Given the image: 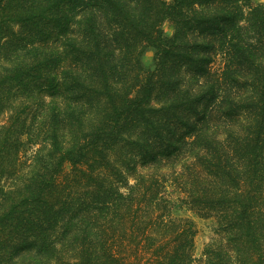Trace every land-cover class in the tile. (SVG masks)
Instances as JSON below:
<instances>
[{
  "label": "trees",
  "instance_id": "1",
  "mask_svg": "<svg viewBox=\"0 0 264 264\" xmlns=\"http://www.w3.org/2000/svg\"><path fill=\"white\" fill-rule=\"evenodd\" d=\"M0 264H264V3L0 0Z\"/></svg>",
  "mask_w": 264,
  "mask_h": 264
},
{
  "label": "rangeland",
  "instance_id": "2",
  "mask_svg": "<svg viewBox=\"0 0 264 264\" xmlns=\"http://www.w3.org/2000/svg\"><path fill=\"white\" fill-rule=\"evenodd\" d=\"M264 3V0H256ZM164 29L167 32H171L172 28L169 26L168 23L165 24ZM153 51L152 49L146 50L142 55V60L144 64L148 67H152L153 63ZM181 215H187L191 219H193L195 225H196V232L194 236V253L196 256H200L202 253V250L206 243H208L211 238L215 236V230H216V220L213 217H201L197 214L188 211V210H182L179 212Z\"/></svg>",
  "mask_w": 264,
  "mask_h": 264
}]
</instances>
